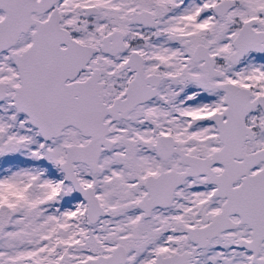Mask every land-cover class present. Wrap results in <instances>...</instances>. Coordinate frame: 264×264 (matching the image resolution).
<instances>
[{
  "label": "snow or ice",
  "instance_id": "snow-or-ice-1",
  "mask_svg": "<svg viewBox=\"0 0 264 264\" xmlns=\"http://www.w3.org/2000/svg\"><path fill=\"white\" fill-rule=\"evenodd\" d=\"M0 264H264V0H0Z\"/></svg>",
  "mask_w": 264,
  "mask_h": 264
}]
</instances>
